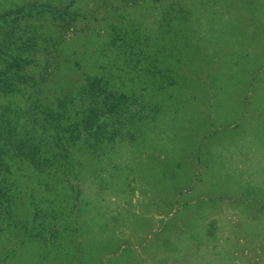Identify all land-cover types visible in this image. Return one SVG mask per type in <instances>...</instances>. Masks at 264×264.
Returning a JSON list of instances; mask_svg holds the SVG:
<instances>
[{"label":"rangeland","instance_id":"obj_1","mask_svg":"<svg viewBox=\"0 0 264 264\" xmlns=\"http://www.w3.org/2000/svg\"><path fill=\"white\" fill-rule=\"evenodd\" d=\"M69 1L0 0L60 14L27 91L99 80L135 114L63 167L16 160L0 264H264V0Z\"/></svg>","mask_w":264,"mask_h":264},{"label":"trees","instance_id":"obj_2","mask_svg":"<svg viewBox=\"0 0 264 264\" xmlns=\"http://www.w3.org/2000/svg\"><path fill=\"white\" fill-rule=\"evenodd\" d=\"M55 12L42 2L0 9V96L8 97L0 103V219L10 212L14 199L11 189L15 186L10 176L19 161L34 168H50L59 161L58 165L63 167L71 144L78 140L76 149L81 150L82 140H87L85 147L97 149L94 145L104 139L109 141L121 137L122 132L128 133L126 129L135 114L128 111L124 120L122 114L128 110L124 97L107 90L99 80L82 84L76 100L63 94L54 102L42 104L33 94L37 89L33 93L27 91L41 80H35L25 66L35 65L33 56L47 40L32 21L43 14L60 16ZM85 99L88 106L78 115L72 113V119L66 106Z\"/></svg>","mask_w":264,"mask_h":264}]
</instances>
